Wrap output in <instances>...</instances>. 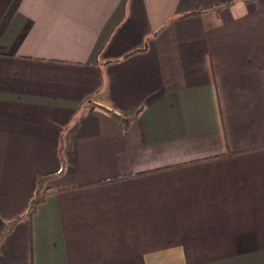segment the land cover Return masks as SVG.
<instances>
[{"label": "crops", "instance_id": "crops-1", "mask_svg": "<svg viewBox=\"0 0 264 264\" xmlns=\"http://www.w3.org/2000/svg\"><path fill=\"white\" fill-rule=\"evenodd\" d=\"M5 231L0 264H264V0H0Z\"/></svg>", "mask_w": 264, "mask_h": 264}, {"label": "trees", "instance_id": "trees-1", "mask_svg": "<svg viewBox=\"0 0 264 264\" xmlns=\"http://www.w3.org/2000/svg\"><path fill=\"white\" fill-rule=\"evenodd\" d=\"M63 172V168L59 171L56 172H52V173H48L42 176H39L36 180V186L34 189V192L30 198L29 201V205H28V209L26 214L29 216H33L38 208V205L43 202L46 198L47 192L44 190V184L46 182L47 179L56 177L58 175H60ZM6 231L2 234H0V244L2 241V238L4 237Z\"/></svg>", "mask_w": 264, "mask_h": 264}]
</instances>
